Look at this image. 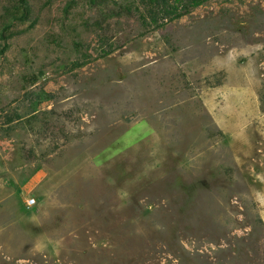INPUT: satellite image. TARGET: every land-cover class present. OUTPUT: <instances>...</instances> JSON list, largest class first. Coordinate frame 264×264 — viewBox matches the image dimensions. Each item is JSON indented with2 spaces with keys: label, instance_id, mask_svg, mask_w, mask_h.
Here are the masks:
<instances>
[{
  "label": "rangeland",
  "instance_id": "374dc122",
  "mask_svg": "<svg viewBox=\"0 0 264 264\" xmlns=\"http://www.w3.org/2000/svg\"><path fill=\"white\" fill-rule=\"evenodd\" d=\"M102 1L0 0V264H264V0Z\"/></svg>",
  "mask_w": 264,
  "mask_h": 264
},
{
  "label": "trees",
  "instance_id": "16d2710c",
  "mask_svg": "<svg viewBox=\"0 0 264 264\" xmlns=\"http://www.w3.org/2000/svg\"><path fill=\"white\" fill-rule=\"evenodd\" d=\"M98 4L104 1L92 0ZM127 4H118L114 10L116 16H125L129 18L137 17L145 28H159L167 23L180 19L189 14L196 7L209 0H138L137 2ZM38 77L36 75L25 77V88L36 84Z\"/></svg>",
  "mask_w": 264,
  "mask_h": 264
},
{
  "label": "built area",
  "instance_id": "2783aa9c",
  "mask_svg": "<svg viewBox=\"0 0 264 264\" xmlns=\"http://www.w3.org/2000/svg\"><path fill=\"white\" fill-rule=\"evenodd\" d=\"M34 202H35V199L34 198H31V199L28 200V204L29 205H32Z\"/></svg>",
  "mask_w": 264,
  "mask_h": 264
}]
</instances>
